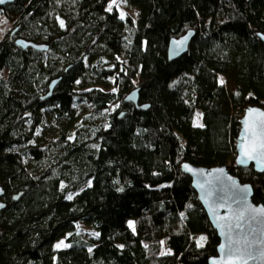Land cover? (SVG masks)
I'll use <instances>...</instances> for the list:
<instances>
[{
  "label": "trees",
  "instance_id": "trees-1",
  "mask_svg": "<svg viewBox=\"0 0 264 264\" xmlns=\"http://www.w3.org/2000/svg\"><path fill=\"white\" fill-rule=\"evenodd\" d=\"M110 1L0 6V264H208L218 238L183 161L228 164L264 204V171L234 163L244 109H264V0H126L136 22ZM187 29V51L167 60ZM133 88L147 109L123 101ZM46 116L55 134L37 141Z\"/></svg>",
  "mask_w": 264,
  "mask_h": 264
},
{
  "label": "water",
  "instance_id": "water-1",
  "mask_svg": "<svg viewBox=\"0 0 264 264\" xmlns=\"http://www.w3.org/2000/svg\"><path fill=\"white\" fill-rule=\"evenodd\" d=\"M11 1L3 0L0 6ZM193 35L194 30L187 29L182 34L169 38L166 47L167 60L184 54ZM256 36L264 44V33L257 32ZM14 42L22 48L30 47L39 51L48 48L45 43L23 38H16ZM58 81L59 77L50 80L46 93L40 96V99L49 97ZM123 101L132 103L140 110L149 106L147 103L138 104L137 88L127 92ZM123 114L124 112H120L117 117ZM262 114L264 109L258 106H248L244 109L239 119L240 128L235 142V165H252L257 173L264 171V148L259 147L264 145ZM251 125H255V133L249 130ZM254 144L256 151L252 152V158H249L244 155V149L251 148ZM180 171L189 176L197 199L218 238L216 253L208 257V264H264V204L252 201L250 184L240 182L237 177L231 175L228 172V164L205 167L183 161ZM3 193L4 190L0 186V211L5 207V202L1 199Z\"/></svg>",
  "mask_w": 264,
  "mask_h": 264
},
{
  "label": "rangeland",
  "instance_id": "rangeland-1",
  "mask_svg": "<svg viewBox=\"0 0 264 264\" xmlns=\"http://www.w3.org/2000/svg\"><path fill=\"white\" fill-rule=\"evenodd\" d=\"M115 7L117 8L119 13L121 11L124 12L125 14L129 13L130 16L133 17L134 22L137 21L138 10L135 5L130 4L128 2H121V0H117V5H115ZM9 26H10V23L3 17H0V38L7 31ZM113 88H114L113 86H110L109 89H113ZM116 106L117 104L114 103L104 109L103 111V115H105L104 121H106L107 119L106 118L107 114L111 113L115 109ZM196 115H198V111L196 112ZM55 130H56V127L52 123V120L48 116L43 117L42 124H40L37 128L35 138L37 141L47 140L55 134ZM75 230L82 238H85V239L94 236L91 226L85 222H83L81 226H77ZM61 240H63L64 243L66 244L64 237H62L54 241L52 246L55 247Z\"/></svg>",
  "mask_w": 264,
  "mask_h": 264
},
{
  "label": "snow or ice",
  "instance_id": "snow-or-ice-1",
  "mask_svg": "<svg viewBox=\"0 0 264 264\" xmlns=\"http://www.w3.org/2000/svg\"><path fill=\"white\" fill-rule=\"evenodd\" d=\"M2 2H3V0H0V3H2ZM121 2H126V0H121ZM113 5H117V0H111V3L109 4V6H108V8H107L106 10H107V11H112V9H113ZM119 18H120L121 20H123V19L125 18V13L121 11V12L119 13ZM60 26H61V27L64 26V22H63L62 20L60 21ZM78 83H79V82H78ZM221 83H223V81H221ZM114 91H115V89H114ZM262 115H264V114H262ZM193 126H194V127H201L202 125L199 124L198 120H194ZM249 130H251L253 133H255V125H251L250 128H249ZM259 147L264 148V145H259ZM254 151H256L255 144H254V146L251 147V148L246 147V148L244 149V155L249 156V158H252L251 153L254 152ZM185 167H187V166H185ZM71 198H72L71 196L68 197V199H71ZM0 206H2V205H0ZM181 215H183V213H182ZM128 226H129V228H132L133 231H134V223H133L132 221H129ZM97 235H98V234H97ZM203 240H204V238L201 237V238L197 241V246H198V247L203 246ZM163 243H164V242L161 241V244H163ZM62 246H63V247H68V245L65 244L63 240H61V241H60L55 247H56L57 249H59V248L62 247ZM162 254H164V253H162Z\"/></svg>",
  "mask_w": 264,
  "mask_h": 264
}]
</instances>
